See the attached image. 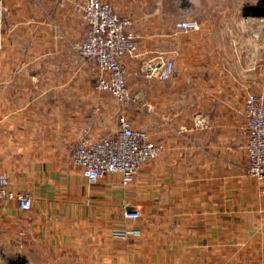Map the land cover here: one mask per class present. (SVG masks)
Masks as SVG:
<instances>
[{"label":"crops","instance_id":"0c3cea01","mask_svg":"<svg viewBox=\"0 0 264 264\" xmlns=\"http://www.w3.org/2000/svg\"><path fill=\"white\" fill-rule=\"evenodd\" d=\"M0 172L31 206L0 201V264H264V178L246 170L248 92H264V15L138 36L123 56L133 99L93 87L96 66L71 44L84 0H3ZM129 16L138 0H106ZM173 55L170 77L147 64ZM124 114L162 150L132 181L90 182L72 147L114 133ZM261 188H263L261 190ZM137 209V218L125 217Z\"/></svg>","mask_w":264,"mask_h":264},{"label":"built area","instance_id":"2783aa9c","mask_svg":"<svg viewBox=\"0 0 264 264\" xmlns=\"http://www.w3.org/2000/svg\"><path fill=\"white\" fill-rule=\"evenodd\" d=\"M80 24L84 27L83 36L71 44L72 50L80 57H91L96 66L93 87L97 91H107L119 101L133 99L127 86V69L123 56L136 54L139 34L131 28L132 19L119 14L106 0H84L79 5ZM7 5L0 0L1 18ZM183 31L200 27L194 18L178 21ZM175 64L173 55L161 56L157 61L147 64L146 77L166 80ZM243 113L246 119V170L249 176L264 178V92H248L244 98ZM117 130L108 135L91 137L83 130L72 147V162L86 178L93 182L103 173L117 172L121 182L126 184L134 178L142 163L155 158L162 145L151 140L148 133L135 128L124 114L117 118ZM263 188H261L262 190ZM31 193L14 189L8 176L0 172V201L16 200L19 208L29 209ZM125 217L137 218V209H125Z\"/></svg>","mask_w":264,"mask_h":264},{"label":"rangeland","instance_id":"374dc122","mask_svg":"<svg viewBox=\"0 0 264 264\" xmlns=\"http://www.w3.org/2000/svg\"><path fill=\"white\" fill-rule=\"evenodd\" d=\"M130 11L131 28L138 34L171 33L180 35L195 30L183 31L178 21L194 18L206 24L213 18L222 19L232 14H240L242 3L248 0H138ZM201 27V26H200ZM199 29V28H198ZM196 29V30H198ZM1 230V227H0ZM0 245H3L0 238Z\"/></svg>","mask_w":264,"mask_h":264},{"label":"trees","instance_id":"16d2710c","mask_svg":"<svg viewBox=\"0 0 264 264\" xmlns=\"http://www.w3.org/2000/svg\"><path fill=\"white\" fill-rule=\"evenodd\" d=\"M253 14L264 15V0H259L256 4L248 7Z\"/></svg>","mask_w":264,"mask_h":264}]
</instances>
